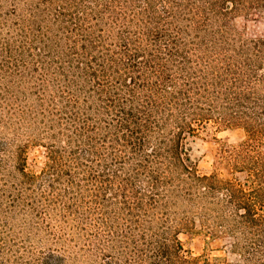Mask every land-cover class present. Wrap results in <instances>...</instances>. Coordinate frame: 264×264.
I'll use <instances>...</instances> for the list:
<instances>
[{
  "label": "trees",
  "instance_id": "16d2710c",
  "mask_svg": "<svg viewBox=\"0 0 264 264\" xmlns=\"http://www.w3.org/2000/svg\"><path fill=\"white\" fill-rule=\"evenodd\" d=\"M263 4L0 0L5 264H264Z\"/></svg>",
  "mask_w": 264,
  "mask_h": 264
},
{
  "label": "rangeland",
  "instance_id": "374dc122",
  "mask_svg": "<svg viewBox=\"0 0 264 264\" xmlns=\"http://www.w3.org/2000/svg\"><path fill=\"white\" fill-rule=\"evenodd\" d=\"M237 26L245 29L246 33L251 36L256 37H264V4L261 10L258 12L257 16L255 17V21H249L244 22L242 19L237 20ZM215 137L217 141H213L210 139H206L205 141H196L193 148L196 151L197 156H202V159L199 162V167L202 170L210 171L213 166L214 156L216 154L217 146L220 142H226V143H236L242 138V132L238 130H232V131H219L216 132ZM30 157H32V153L30 154ZM14 220L17 224L13 225L9 223V226L11 228L12 236L16 238V240L19 239V234L17 233V230L20 226V217H14ZM13 220V222H14ZM10 222V221H9ZM12 222V221H11ZM29 226V223L26 222V228ZM8 227V226H7ZM2 236L3 234L0 233ZM0 236V264L6 263V254H5V248L1 245V238L3 236ZM179 239L181 243L183 244L184 249L187 252H190L192 255L197 256L202 253H208L210 256H219L222 255L221 247L222 242L214 241L210 243H206L204 241L203 236H190L188 234H181L179 236ZM41 245H36L37 249ZM8 264V263H7Z\"/></svg>",
  "mask_w": 264,
  "mask_h": 264
}]
</instances>
